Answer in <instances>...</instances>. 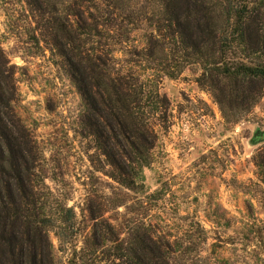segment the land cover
I'll return each mask as SVG.
<instances>
[{"label": "rangeland", "instance_id": "obj_1", "mask_svg": "<svg viewBox=\"0 0 264 264\" xmlns=\"http://www.w3.org/2000/svg\"><path fill=\"white\" fill-rule=\"evenodd\" d=\"M84 1L0 0V63L7 94L14 97L12 110L39 152L38 174L58 202L74 210L78 247L86 259L106 264L114 255L109 244L93 255L92 219L97 218L114 227L119 241H131L136 226L140 236L167 240L169 264H264V258L253 259L222 242L264 210L256 167L264 143L249 145L256 129L264 131V93L238 119L232 116L218 104L221 84L215 77L203 75L199 63L185 62L181 51L168 45L157 0H123L119 12L114 10L116 26L99 27L97 43L85 48L129 73L133 83L153 86L158 98L145 105L155 102L158 110L145 114L153 127L149 166L133 191L118 187L83 129V103L55 46L65 41H55L46 28L55 22L74 30L75 11ZM158 27L162 31L156 32ZM49 241L54 260L66 264L68 256L53 232Z\"/></svg>", "mask_w": 264, "mask_h": 264}, {"label": "trees", "instance_id": "obj_2", "mask_svg": "<svg viewBox=\"0 0 264 264\" xmlns=\"http://www.w3.org/2000/svg\"><path fill=\"white\" fill-rule=\"evenodd\" d=\"M84 2L86 5L75 11L74 30L55 22H49L46 28L55 41L58 37L65 41L59 46L55 42V46L83 103V129L109 168L108 177L118 187L133 191L150 164L153 149V127L145 117L153 116L158 107L155 102L152 106L145 104L158 95L149 83H139L138 79L133 83L129 73L125 75L116 65L106 64L97 50L85 48L90 42L97 43L99 27L116 26L114 10L120 9L123 0ZM157 2L168 45L176 46L182 60L199 63L203 75L214 76L221 84L218 104L237 119L241 111L256 105L264 93V0ZM162 29L158 27L156 32ZM2 66L0 63V264H60L53 258L51 232L60 252L68 256L66 264H99L92 257L86 259L84 248L78 247L74 210L58 202L38 174L40 155L12 110L14 97L7 94L8 77ZM262 156L256 167L259 182L264 185V153ZM247 210L246 221L252 215L251 208ZM252 218L235 238L222 242L246 251L253 259L264 258V210ZM92 221L93 255L106 244L115 246L106 264L170 263L167 240L161 242L147 233L140 236L142 229L136 226L131 241H119L109 223H97V218ZM196 226L205 241V230ZM220 240L217 237V242Z\"/></svg>", "mask_w": 264, "mask_h": 264}, {"label": "water", "instance_id": "obj_3", "mask_svg": "<svg viewBox=\"0 0 264 264\" xmlns=\"http://www.w3.org/2000/svg\"><path fill=\"white\" fill-rule=\"evenodd\" d=\"M261 143H264V131H260V130L256 129L253 132L251 140L249 141V145L255 146V145L261 144Z\"/></svg>", "mask_w": 264, "mask_h": 264}]
</instances>
